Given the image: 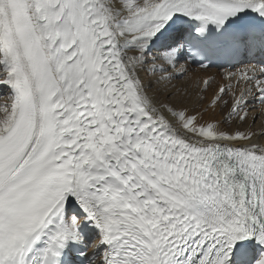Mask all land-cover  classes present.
<instances>
[{
	"label": "snow or ice",
	"instance_id": "1",
	"mask_svg": "<svg viewBox=\"0 0 264 264\" xmlns=\"http://www.w3.org/2000/svg\"><path fill=\"white\" fill-rule=\"evenodd\" d=\"M0 264H264V0H0Z\"/></svg>",
	"mask_w": 264,
	"mask_h": 264
}]
</instances>
